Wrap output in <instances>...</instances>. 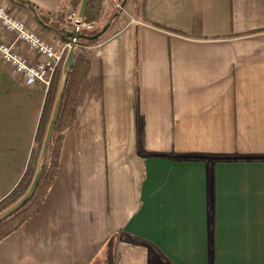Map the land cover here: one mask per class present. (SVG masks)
<instances>
[{"label": "crops", "instance_id": "0c3cea01", "mask_svg": "<svg viewBox=\"0 0 264 264\" xmlns=\"http://www.w3.org/2000/svg\"><path fill=\"white\" fill-rule=\"evenodd\" d=\"M69 1L0 6L64 42ZM88 53L59 175L0 264H264V0H128ZM47 93L0 59V202Z\"/></svg>", "mask_w": 264, "mask_h": 264}, {"label": "trees", "instance_id": "16d2710c", "mask_svg": "<svg viewBox=\"0 0 264 264\" xmlns=\"http://www.w3.org/2000/svg\"><path fill=\"white\" fill-rule=\"evenodd\" d=\"M80 1L81 0H70L68 2V6H70L71 9L77 11L80 5ZM105 1L106 0H89L85 14V19L88 24L93 25L100 20L105 10ZM72 30L73 28L71 26L65 24L64 26L57 27L55 31L60 35H64L67 37H64V42H69L71 39L67 36V34H69ZM84 32L92 35L98 31L86 30ZM103 37H101L97 41L92 42L81 40L83 48L76 51L73 68L69 76L63 101L60 107L59 116L54 127L49 150L46 156L45 169L39 186L32 199L22 209L0 223V242L10 234L15 232L17 229H19L25 222H27L30 218H32L40 211L49 189L58 177L60 169L59 161L63 140L67 132H69V130L75 123V115L79 97L81 95L83 86L90 70V62L88 59L89 49L87 48L96 45ZM61 73L62 67L57 71L53 83L47 93L46 102L44 104L36 136L37 152L34 163L28 167L23 178L16 186V188L11 192V194L0 202V213L10 207L16 201H18L26 193L33 180L37 161L43 145L54 101L56 98Z\"/></svg>", "mask_w": 264, "mask_h": 264}, {"label": "built area", "instance_id": "2783aa9c", "mask_svg": "<svg viewBox=\"0 0 264 264\" xmlns=\"http://www.w3.org/2000/svg\"><path fill=\"white\" fill-rule=\"evenodd\" d=\"M118 6L121 8V5L118 4ZM64 19L69 26L80 33L93 29L92 24H88L86 19L81 25L76 23L77 11L75 10L66 12ZM3 33L13 36V39L6 41L2 36ZM19 43L28 46L34 54L42 57V60L32 63L19 52ZM71 47H75L76 51L83 48L81 40L61 42L54 39L46 42L27 21L0 6V59L10 66L12 73L21 77L27 86L39 84L48 91Z\"/></svg>", "mask_w": 264, "mask_h": 264}, {"label": "water", "instance_id": "95a60500", "mask_svg": "<svg viewBox=\"0 0 264 264\" xmlns=\"http://www.w3.org/2000/svg\"><path fill=\"white\" fill-rule=\"evenodd\" d=\"M127 1L128 0H124L122 2L121 11L125 8ZM88 2H89V0H81L80 1V5H79V8L77 10V20H76V23L78 25H81L85 19V14H86ZM30 9L33 12H35L32 7H30ZM118 15L119 14H115L113 16V18H117ZM111 23H112V21H109L100 31H98L92 35H89L86 32L80 33L76 29H73L69 34H67V36L71 40H87L90 42L97 41L107 33V31L111 27ZM75 55H76V49H75V47H71L68 50L67 55L65 57V60L63 62L62 73H61V78H60L56 98L54 101L52 113L50 116V120H49L48 127L46 130L45 138L43 141V145H42V148H41V151L39 154V158H38L36 171H35V175L33 177V180L31 182L28 190L26 191V193L18 201H16L14 204H12L6 210H4L3 212L0 213V223H2L3 221H5L9 217H11L14 213L19 211L20 209H22L32 199V197L34 196V194H35V192L39 186L40 180L42 178V175H43V172L45 169L46 156H47V152L49 150V146H50L51 138L53 135L54 127L56 125V122H57V119L59 116L60 107H61V104L63 101V97H64L65 90L67 87L69 76H70V73H71L72 68H73Z\"/></svg>", "mask_w": 264, "mask_h": 264}, {"label": "rangeland", "instance_id": "374dc122", "mask_svg": "<svg viewBox=\"0 0 264 264\" xmlns=\"http://www.w3.org/2000/svg\"><path fill=\"white\" fill-rule=\"evenodd\" d=\"M122 2L124 0H121ZM109 3L111 6H108L109 8L107 9L108 10V13H107V16H106V20L103 21L102 23H99L97 27H95V30L94 31H99L101 30L109 21H114V18L113 16L115 14H120V13H123L124 11L122 10L121 11V8L118 6L117 2L120 3V0H106L105 3ZM121 5V4H119ZM105 10H106V4H105ZM104 10V12H105ZM103 15V14H102ZM6 210V209H5ZM3 212V211H2Z\"/></svg>", "mask_w": 264, "mask_h": 264}]
</instances>
